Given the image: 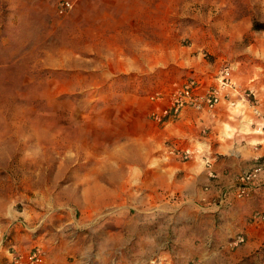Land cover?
I'll use <instances>...</instances> for the list:
<instances>
[{"label":"rangeland","instance_id":"obj_1","mask_svg":"<svg viewBox=\"0 0 264 264\" xmlns=\"http://www.w3.org/2000/svg\"><path fill=\"white\" fill-rule=\"evenodd\" d=\"M227 65L264 85V0H0V264L35 245L46 260L45 243L69 263L121 264L83 186L122 192L124 116ZM173 240L163 229V259L185 249Z\"/></svg>","mask_w":264,"mask_h":264},{"label":"crops","instance_id":"obj_2","mask_svg":"<svg viewBox=\"0 0 264 264\" xmlns=\"http://www.w3.org/2000/svg\"><path fill=\"white\" fill-rule=\"evenodd\" d=\"M233 99L234 106L185 109L178 119L163 124L139 112L124 116L122 143L134 152L124 163L122 192L93 184L81 190L92 198L86 213L96 217L106 213V221L112 223L105 234L107 256L120 252L115 260L121 264H235L247 257L254 264L264 262V222L252 219L254 212L264 210V121L243 100ZM158 107L161 104L151 102L148 110ZM167 143L189 147L195 155L180 161L167 154ZM258 164L261 171L249 195L237 197V178ZM163 229L185 247L175 257L163 259ZM239 234L245 242L232 246ZM45 244L53 247L42 264L86 261L69 263L59 256L61 245ZM95 258L93 263L103 262Z\"/></svg>","mask_w":264,"mask_h":264},{"label":"built area","instance_id":"obj_3","mask_svg":"<svg viewBox=\"0 0 264 264\" xmlns=\"http://www.w3.org/2000/svg\"><path fill=\"white\" fill-rule=\"evenodd\" d=\"M71 6L69 1L59 3V12H63ZM253 79H251L252 81ZM250 81V82H251ZM239 98L247 103L252 114L264 121V85L256 88L254 84L242 87L233 79V67L224 66L216 77V83L210 86H203L199 81L191 79L184 84L177 86L167 93L157 92L150 96L152 103L161 104V107L149 110L148 118L157 123L163 124L167 121L176 120L185 109L195 111L212 110L218 105L227 103L235 105L233 98ZM166 152L168 155L186 161L194 157L193 149L167 143ZM261 171V165L242 173L234 187V194L237 197L249 195L253 181L257 179ZM255 221L264 222V210L252 214ZM245 242L243 235H236L231 240L232 246H238ZM45 261V250L42 246H33L25 255H11L12 264H42Z\"/></svg>","mask_w":264,"mask_h":264}]
</instances>
